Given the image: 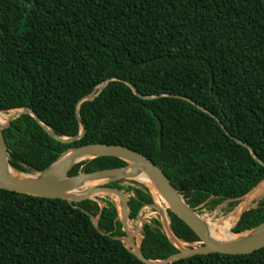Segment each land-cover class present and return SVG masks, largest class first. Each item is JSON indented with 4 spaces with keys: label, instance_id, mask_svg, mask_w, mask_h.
Here are the masks:
<instances>
[{
    "label": "trees",
    "instance_id": "obj_1",
    "mask_svg": "<svg viewBox=\"0 0 264 264\" xmlns=\"http://www.w3.org/2000/svg\"><path fill=\"white\" fill-rule=\"evenodd\" d=\"M91 92L78 107V140L55 139L28 113L16 117L3 130L9 164L40 171L72 146L121 144L157 164L192 209L234 208L264 180V0H0V111L26 106L55 134L75 136L77 103ZM124 165L98 156L68 175ZM104 184L126 194L129 220L156 210L144 184ZM167 214L178 240L200 243ZM263 220L264 195L229 232ZM140 235L148 259L178 250L158 216ZM121 236L114 196L70 203L0 188V264H145ZM168 264H264V247Z\"/></svg>",
    "mask_w": 264,
    "mask_h": 264
},
{
    "label": "water",
    "instance_id": "obj_2",
    "mask_svg": "<svg viewBox=\"0 0 264 264\" xmlns=\"http://www.w3.org/2000/svg\"><path fill=\"white\" fill-rule=\"evenodd\" d=\"M107 81L105 80L100 85L99 90L104 87ZM125 83L132 89L134 94L141 98L149 99L153 97L142 96L133 85L128 82ZM94 97V92H91L82 97L77 103L76 118L79 123V132L75 136H59L55 134L29 107L23 106L9 110V116L4 123L0 122V188L40 197L61 198L70 203L72 201L93 198L100 194H108L116 197L120 203L119 220L124 232V236L119 237V239L126 244L130 252L145 264H168L192 255L211 252L230 254L249 253L264 247V220L256 226L241 232L238 237L231 240L223 241L212 238L204 231L201 224L195 218L196 212L176 190L167 174L148 157L121 144L89 143L72 146L62 152L50 165L40 171L18 172L9 164L3 130L10 127L16 117L28 113L55 139L62 142H72L80 139L84 135V125L78 112L79 104ZM243 145L249 149L253 157H256L254 150L249 145ZM98 156H115L126 161V165L68 175V171L73 164ZM142 175L150 176L158 183L168 208L198 236L200 245L176 246L178 250L175 253L160 260H151L143 255L139 245L140 243L136 242L128 227L126 194L117 187L104 184L112 179H130L142 183L138 179ZM144 185L147 186L146 184ZM150 194L153 199L151 191ZM148 206L156 208L162 214L161 207L154 200ZM90 218L93 225L98 228V219L92 215ZM161 221L164 227V215H162ZM164 230L168 238L174 242L177 241L176 236L169 227H165Z\"/></svg>",
    "mask_w": 264,
    "mask_h": 264
},
{
    "label": "rangeland",
    "instance_id": "obj_3",
    "mask_svg": "<svg viewBox=\"0 0 264 264\" xmlns=\"http://www.w3.org/2000/svg\"><path fill=\"white\" fill-rule=\"evenodd\" d=\"M9 116V111H0V118H4V120H6V118ZM94 184V183H91ZM261 187V188H260ZM258 188H260L258 190ZM256 190H258L257 192H255ZM264 195V180L250 193H248L246 196H244L241 200V202L235 206L232 209H227L228 206H224L221 210H220V206H217L215 209H213L212 211H207L204 208L200 210L197 209H193L198 215H200L203 218L204 222H217V223H221L225 220H229L232 221V226L230 227L232 229V227L234 226L239 214L246 208H249L250 206L253 205V201L255 199H257L258 197ZM116 201H117V206H118V213L120 214V203L119 200L115 197ZM162 209V214L159 213V211L156 209L155 211H152L150 209H145L144 211L140 210L139 211V217L136 220H127L128 225L132 228L131 230V234L132 236L135 238L137 243L141 242V235H140V230H141V226L143 224V222L147 219H149L150 217H155L158 216L160 220H162V215H164V228L165 227H169L170 228V218L167 214V209H168V205L166 202H164L162 199H160L157 196V201H156ZM245 202V203H244ZM244 204V206H242ZM213 215V216H212ZM231 218V219H230ZM162 222V221H161ZM232 232V230H231ZM235 236L240 235V233H234L232 232ZM175 246H179V247H186V246H198L200 245V243H188V242H184L181 240L177 241H173Z\"/></svg>",
    "mask_w": 264,
    "mask_h": 264
},
{
    "label": "bare ground",
    "instance_id": "obj_4",
    "mask_svg": "<svg viewBox=\"0 0 264 264\" xmlns=\"http://www.w3.org/2000/svg\"><path fill=\"white\" fill-rule=\"evenodd\" d=\"M138 179H139V181H141L142 183L146 184L149 187L150 191L152 192L154 202L159 207H161L156 202L157 201V196L160 199H162L164 202H166V201H165V199H164V197L162 195V192H161V189H160L158 183L156 181H154L150 176H147V175L139 176ZM260 188H258V190ZM258 190H256L255 192H257ZM242 206H244V204ZM195 218L201 224V226L203 227L204 231L208 235H210L212 238H214V239L227 241V240H231L233 238L238 237V236H235L233 233L229 232V229L232 226L233 222L229 221L228 219L223 221V222H221V223H217V222H209V223H207V222H204L203 218L200 215L196 214V213H195ZM128 227H129V230L131 232L132 228L129 225H128Z\"/></svg>",
    "mask_w": 264,
    "mask_h": 264
}]
</instances>
